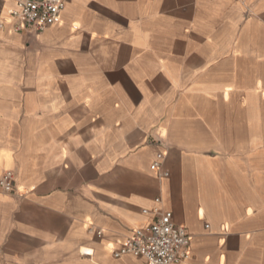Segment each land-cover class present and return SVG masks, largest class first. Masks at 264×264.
I'll use <instances>...</instances> for the list:
<instances>
[{
    "label": "crops",
    "instance_id": "0c3cea01",
    "mask_svg": "<svg viewBox=\"0 0 264 264\" xmlns=\"http://www.w3.org/2000/svg\"><path fill=\"white\" fill-rule=\"evenodd\" d=\"M12 7L0 264H146L112 250L155 207L192 236L180 264H264V0H66L43 32Z\"/></svg>",
    "mask_w": 264,
    "mask_h": 264
},
{
    "label": "built area",
    "instance_id": "2783aa9c",
    "mask_svg": "<svg viewBox=\"0 0 264 264\" xmlns=\"http://www.w3.org/2000/svg\"><path fill=\"white\" fill-rule=\"evenodd\" d=\"M13 7L10 15L15 32L36 31L43 32L60 21L66 0H12ZM1 26V25H0ZM162 164L154 162L151 170L158 177L169 176L162 171ZM15 191V174L4 172L0 177V192ZM160 198L156 199L159 202ZM152 212L155 220L147 226L135 228L118 250L112 254L119 258L123 255L142 257L146 264H180L190 259L192 236L186 228L173 221V213L155 207L151 211L143 210L144 214ZM101 234V232H99ZM87 256H90L86 252Z\"/></svg>",
    "mask_w": 264,
    "mask_h": 264
},
{
    "label": "rangeland",
    "instance_id": "374dc122",
    "mask_svg": "<svg viewBox=\"0 0 264 264\" xmlns=\"http://www.w3.org/2000/svg\"><path fill=\"white\" fill-rule=\"evenodd\" d=\"M1 193H3V192H1Z\"/></svg>",
    "mask_w": 264,
    "mask_h": 264
}]
</instances>
